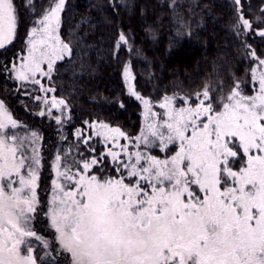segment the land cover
<instances>
[{"label": "snow or ice", "instance_id": "snow-or-ice-1", "mask_svg": "<svg viewBox=\"0 0 264 264\" xmlns=\"http://www.w3.org/2000/svg\"><path fill=\"white\" fill-rule=\"evenodd\" d=\"M180 7L167 0L177 36L192 27V6L187 20ZM230 7L241 76L215 60L195 87L191 74L188 85H161L149 71L145 95L120 59L131 46L118 23L109 54L139 102V129L89 116L69 140L72 105L55 95V77H77L74 57L93 47L80 32L88 18L65 31L66 0H0L4 95L38 105L33 115L55 121L57 134L46 157L39 127L0 99V264H264V0ZM145 32L155 35L151 25Z\"/></svg>", "mask_w": 264, "mask_h": 264}, {"label": "trees", "instance_id": "trees-1", "mask_svg": "<svg viewBox=\"0 0 264 264\" xmlns=\"http://www.w3.org/2000/svg\"><path fill=\"white\" fill-rule=\"evenodd\" d=\"M161 2L162 0H125L128 6L121 8L119 0H111V3L117 4L113 8L110 0H66L67 11L63 13L65 31L81 17H87L88 23L80 26V32H87L84 43L93 45L84 50L86 55L82 58L79 55L74 57V67L79 70L75 80L70 79L67 73L55 77V95L64 96L72 105V120L64 125L65 135L69 140L73 139L72 129L77 125L82 126L81 122L89 116H101L113 124L119 123L131 135H135L139 129V102L124 93L120 64L109 54L118 23L128 35L131 46L130 55L128 47L120 50V59L130 60L136 87L145 95L152 91L151 84L146 83L149 71L154 74V80L159 79L161 85L175 81L176 77L188 85V74H191L193 87L211 71L214 60L236 65L237 76L243 74L246 64H237L238 45L226 27L231 23V0H177V4L182 5L179 10L185 13L186 20L189 18V5L192 6L193 13L191 34L180 36L176 35L169 21L167 0H163L164 7H160ZM243 2L258 6V0ZM141 9L144 10L143 15ZM158 16L161 21L156 24L154 22ZM149 25L155 29L154 36L145 32ZM258 40L259 38L253 46L260 51ZM249 43H253L251 38ZM61 82L63 92L59 90ZM4 87V82L0 79V98L7 101L15 118L39 127L46 151L50 152V148L53 150L57 134L48 117L34 116L33 113L39 111L38 105L34 107L28 99L21 103L20 99L5 96ZM7 87L14 88L15 85L9 82ZM117 98L125 104V109H118L115 103ZM44 176L48 175L43 173L41 178Z\"/></svg>", "mask_w": 264, "mask_h": 264}, {"label": "rangeland", "instance_id": "rangeland-1", "mask_svg": "<svg viewBox=\"0 0 264 264\" xmlns=\"http://www.w3.org/2000/svg\"><path fill=\"white\" fill-rule=\"evenodd\" d=\"M49 95H51V94H49ZM1 99V98H0ZM56 114V112H55V110H53V115H55ZM51 123V125H53L54 126V128H56V124H55V121H51L50 122ZM53 148V147H52ZM50 150L51 151H54V149L52 150L51 148H50ZM63 150V149H62ZM44 155L46 156V157H48V155H49V152H47V151H45V153H44ZM48 171H49V169L47 168V167H45L44 168V175H48ZM43 176V175H42ZM43 178H44V180H43ZM43 178H41V181H40V184H41V189L43 190V188H44V186H45V184L48 182V180L50 179V177H48V176H44ZM44 183V184H43Z\"/></svg>", "mask_w": 264, "mask_h": 264}, {"label": "flooded vegetation", "instance_id": "flooded-vegetation-1", "mask_svg": "<svg viewBox=\"0 0 264 264\" xmlns=\"http://www.w3.org/2000/svg\"><path fill=\"white\" fill-rule=\"evenodd\" d=\"M41 196H42V198H43V191L41 192Z\"/></svg>", "mask_w": 264, "mask_h": 264}]
</instances>
